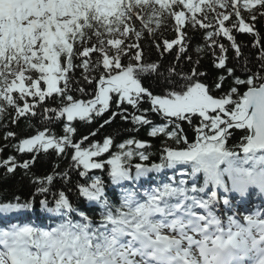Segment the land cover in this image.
I'll return each mask as SVG.
<instances>
[{
	"label": "snow or ice",
	"instance_id": "6c2138e0",
	"mask_svg": "<svg viewBox=\"0 0 264 264\" xmlns=\"http://www.w3.org/2000/svg\"><path fill=\"white\" fill-rule=\"evenodd\" d=\"M261 20L264 0H0V168L68 161L0 196V264H264V208L232 211L264 194ZM37 195L56 221L28 219Z\"/></svg>",
	"mask_w": 264,
	"mask_h": 264
},
{
	"label": "trees",
	"instance_id": "16d2710c",
	"mask_svg": "<svg viewBox=\"0 0 264 264\" xmlns=\"http://www.w3.org/2000/svg\"><path fill=\"white\" fill-rule=\"evenodd\" d=\"M257 27L260 29L261 33L264 34V20H261ZM166 36H171L170 32H165ZM237 39L242 42L244 45H246L243 48V52L247 55L249 53L252 54V56H255V51L251 49V42L252 37L250 35H242L238 34ZM200 42V34H195V38L192 41V44L195 45L196 43ZM145 43H148V41H145ZM190 54L195 56V53L192 51V49H189ZM233 53H229V56L231 57ZM151 58L156 59V53L155 49L151 52ZM172 57L169 56L164 61L165 64L168 63L169 60H171ZM204 68L209 71L211 74L215 75L216 70L212 68L211 66V56L206 55L204 60L202 61ZM233 61L230 60L229 66H232ZM253 64H255V61H253ZM227 85H225L226 87ZM147 107V105H145ZM155 119L159 120L158 117H155ZM76 126L79 128L81 133H86L89 130V127L95 128L97 125L93 124L91 126L82 124L80 122H76ZM21 127H23V122H21ZM124 128L128 129L131 128L130 124H122L119 119H117L116 123H114L111 126V129H106L107 131L116 130L118 128ZM185 129L188 132L189 137L191 138L193 136L192 129L189 125H184ZM59 131V129H57ZM149 129L147 127H143L140 129L139 133H130L131 135H138V138L148 140L149 137L147 135ZM129 135V133H122L120 138L116 141L117 143L120 142L121 139L126 138ZM243 135L241 131H237L236 134L233 136V138L229 141V145L233 143H237L239 140V137ZM99 138V137H98ZM153 144L159 145V140H152ZM115 150V149H113ZM10 151V150H9ZM9 151H5L3 155L6 157L9 154ZM151 151H155V149H151ZM22 159H27V156H22ZM157 158L154 156L153 160H156ZM66 159H58L54 152H51L49 155H42L40 159L36 162L35 166L31 169L30 173L28 175L24 174V171L22 169H18L14 174L9 175L8 177H4V169L0 168V196L6 199H11L12 195H19L25 199H31L32 195L35 193V187L32 185L31 182V174L35 173L36 175H46L48 173H51L53 170V167L56 163H60L61 168L65 167L67 165ZM95 174L97 175H104L106 182L108 181L107 174L106 173H100L97 171ZM172 173L169 171L167 175H171ZM75 179V177H74ZM202 179V177H201ZM62 183V181H57V187ZM71 187V185H69ZM55 190V189H54ZM109 196L113 199L116 197L113 195V192H109ZM42 196L37 195L35 197L36 203H35V210L33 213H30L28 216V219L33 222H38L42 224H47L49 219L56 221L55 217H52L51 214H48L46 212H43L40 209L39 200L42 199ZM49 199L51 200V195H49ZM72 202L76 204L77 206H83L87 202L83 198H78L77 193L75 192V189H73L72 195H71ZM95 212H99V208L97 207L95 209ZM98 219V216L94 217Z\"/></svg>",
	"mask_w": 264,
	"mask_h": 264
}]
</instances>
